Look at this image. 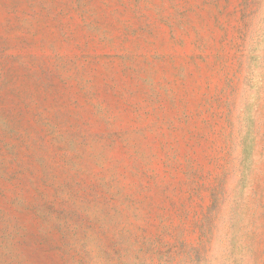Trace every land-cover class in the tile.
I'll return each instance as SVG.
<instances>
[{"label":"rangeland","instance_id":"374dc122","mask_svg":"<svg viewBox=\"0 0 264 264\" xmlns=\"http://www.w3.org/2000/svg\"><path fill=\"white\" fill-rule=\"evenodd\" d=\"M0 264H264V0H0Z\"/></svg>","mask_w":264,"mask_h":264}]
</instances>
